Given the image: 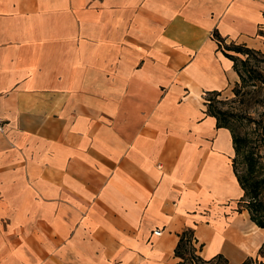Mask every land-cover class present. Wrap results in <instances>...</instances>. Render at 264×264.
<instances>
[{"label": "crops", "instance_id": "0c3cea01", "mask_svg": "<svg viewBox=\"0 0 264 264\" xmlns=\"http://www.w3.org/2000/svg\"><path fill=\"white\" fill-rule=\"evenodd\" d=\"M263 27L264 0H0V264H177L187 228L257 255L204 99Z\"/></svg>", "mask_w": 264, "mask_h": 264}, {"label": "trees", "instance_id": "16d2710c", "mask_svg": "<svg viewBox=\"0 0 264 264\" xmlns=\"http://www.w3.org/2000/svg\"><path fill=\"white\" fill-rule=\"evenodd\" d=\"M214 37L221 42L217 35H214ZM233 46L235 48L233 49L235 52L245 54L247 58L254 60V62H259L258 59H256L258 55H261L264 58V55H262L258 50L247 48L242 45ZM225 49L228 51L232 50L228 46L225 47ZM226 55L233 60L234 69L240 79L243 77L239 69V65L244 66V70L248 74L249 80H252V84L249 85L255 87L249 98L246 97L249 92L243 91V93H241L240 89H237V87L232 90L234 96H239L242 99L244 97L242 103L246 104V106L262 102L263 97L260 98L259 95L261 90L260 88L264 86V75L260 73L261 71L258 69L251 70L248 67L249 64L247 60L249 59H241L238 62L231 54L226 53ZM208 95L218 97L221 95V92H213ZM204 100V104L207 109L206 113L216 119L217 127H224L228 129L231 134L235 154L232 160V165L238 184L242 190V196L237 203L238 209L246 210L249 215V219L257 227L264 229V163H262L263 160L260 157L261 151L264 150V141H261V139L255 134L261 127L262 118L255 119L254 117L244 114L242 112L246 111L242 108L230 107V110H222L217 106V104L222 105L226 103L224 101H217L216 103H213L211 99L205 98ZM233 102L234 101L232 100L230 101V103ZM241 120L246 121V123H243ZM236 124L239 125L237 126ZM244 125L252 126L251 131L246 135L240 133L238 129ZM240 156L243 158L242 160L244 162L242 163L244 165L242 171L237 169L236 163ZM196 242L197 241L194 238L192 229L187 228L179 234V240L174 249L175 257L179 258V262L177 264H217L219 261H226L220 255L214 256L210 259L202 258L199 254L201 246H196ZM263 252L264 241L257 252V257L263 256Z\"/></svg>", "mask_w": 264, "mask_h": 264}, {"label": "rangeland", "instance_id": "374dc122", "mask_svg": "<svg viewBox=\"0 0 264 264\" xmlns=\"http://www.w3.org/2000/svg\"><path fill=\"white\" fill-rule=\"evenodd\" d=\"M259 37H260V40L263 44V49L261 50H258L260 51V53L262 55H264V27L263 29L260 31L259 33ZM228 47H230V52L232 54V56L234 58H236V60L239 62V60L241 59H249L247 58V56L245 54H242V53H237L235 52L233 49L234 46L233 44H230L228 45ZM256 59H258L259 62H254V60H247L248 61V67L251 69V70H255V69H258L259 71H261L260 73L262 75H264V58L261 56V55H258L256 57ZM240 64V63H239ZM239 69L241 71V74H242V79H240L238 77V82L235 83L227 92L225 93H221L220 96L218 97H215L214 95H207L205 98L207 99H211L213 103H216L217 101H224L226 103L220 105V104H217L218 107H220L222 110H230L231 108L230 107H235V108H242L243 110H245L246 112H242L244 114H247L251 117H254L255 119H259V118H262L261 120V127L259 129V133L256 132L255 134L257 135V137H259L261 139V141H264V86H262L260 89V98H262V102H257V103H254L253 104H249L248 106H246V104L242 103V101L244 100V97L243 99L239 96H234L232 90L234 88L237 87V89H240V92L243 93V91L245 92H249V94L246 95L247 98H249L250 94L252 91H254L255 87L249 85V84H252V80H249V77H248V74L245 72L244 70V66L242 65H239ZM234 101L233 103H230V101ZM239 100V102H238ZM233 111V110H232ZM244 117V116H243ZM231 121V120H230ZM243 121V123H246V121L244 120H241ZM237 126L239 124H236ZM251 127L252 126H249V125H244V126H241L239 129L240 133L242 134H248L250 131H251ZM258 133V134H257ZM264 145V144H263ZM260 157L261 159L263 160L262 163H264V150L261 151L260 153ZM243 158L240 156V158L237 159V169L239 171H242L243 168H244V165L242 163ZM217 264H228V262H223V261H219ZM242 264H264V252H263V256H259L257 257V255H253L251 256L250 258H247Z\"/></svg>", "mask_w": 264, "mask_h": 264}, {"label": "built area", "instance_id": "2783aa9c", "mask_svg": "<svg viewBox=\"0 0 264 264\" xmlns=\"http://www.w3.org/2000/svg\"><path fill=\"white\" fill-rule=\"evenodd\" d=\"M0 131H1V126H0Z\"/></svg>", "mask_w": 264, "mask_h": 264}]
</instances>
